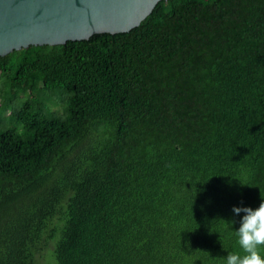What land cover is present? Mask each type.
<instances>
[{"label":"trees","instance_id":"16d2710c","mask_svg":"<svg viewBox=\"0 0 264 264\" xmlns=\"http://www.w3.org/2000/svg\"><path fill=\"white\" fill-rule=\"evenodd\" d=\"M0 81V264L244 255L232 209L264 202V0H161L127 32L0 57Z\"/></svg>","mask_w":264,"mask_h":264},{"label":"water","instance_id":"95a60500","mask_svg":"<svg viewBox=\"0 0 264 264\" xmlns=\"http://www.w3.org/2000/svg\"><path fill=\"white\" fill-rule=\"evenodd\" d=\"M161 0H0V57L138 26Z\"/></svg>","mask_w":264,"mask_h":264},{"label":"clouds","instance_id":"9594fccd","mask_svg":"<svg viewBox=\"0 0 264 264\" xmlns=\"http://www.w3.org/2000/svg\"><path fill=\"white\" fill-rule=\"evenodd\" d=\"M234 214L244 213L236 234L238 244L244 255L229 253L225 257L226 264H264V202L256 209L233 207Z\"/></svg>","mask_w":264,"mask_h":264},{"label":"rangeland","instance_id":"374dc122","mask_svg":"<svg viewBox=\"0 0 264 264\" xmlns=\"http://www.w3.org/2000/svg\"><path fill=\"white\" fill-rule=\"evenodd\" d=\"M0 90H3V86L1 84L0 81ZM54 94L57 93L56 91L53 92ZM53 105H57V103L53 104ZM4 103L2 102V92L0 93V123L3 126H9L11 125L10 122L8 121V117H7V112L6 110H4ZM13 125H17L16 123H13ZM55 264V262H54Z\"/></svg>","mask_w":264,"mask_h":264}]
</instances>
